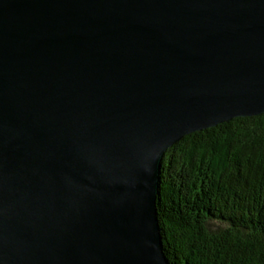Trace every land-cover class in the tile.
<instances>
[{
    "label": "water",
    "instance_id": "water-1",
    "mask_svg": "<svg viewBox=\"0 0 264 264\" xmlns=\"http://www.w3.org/2000/svg\"><path fill=\"white\" fill-rule=\"evenodd\" d=\"M264 114V0H0V264H169L183 137Z\"/></svg>",
    "mask_w": 264,
    "mask_h": 264
},
{
    "label": "trees",
    "instance_id": "trees-1",
    "mask_svg": "<svg viewBox=\"0 0 264 264\" xmlns=\"http://www.w3.org/2000/svg\"><path fill=\"white\" fill-rule=\"evenodd\" d=\"M155 206L169 264H264V114L168 149Z\"/></svg>",
    "mask_w": 264,
    "mask_h": 264
}]
</instances>
